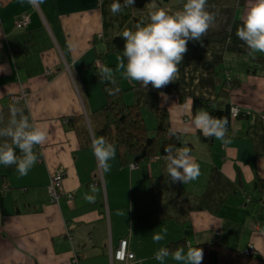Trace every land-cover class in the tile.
Returning a JSON list of instances; mask_svg holds the SVG:
<instances>
[{"label":"crops","instance_id":"0c3cea01","mask_svg":"<svg viewBox=\"0 0 264 264\" xmlns=\"http://www.w3.org/2000/svg\"><path fill=\"white\" fill-rule=\"evenodd\" d=\"M113 2L0 0V114L6 124L10 107H22L48 133L28 175L0 165V264H75L76 257L78 264H160L154 255L161 247L187 251L206 244L253 248L264 260V74L251 69L253 57L264 53L249 56L236 36L254 0H208L215 23L202 41L187 43L178 79L161 89L125 79L117 71L122 54L106 57L120 76L126 104L142 109L150 133L165 109L172 132L183 137L200 165L199 177L184 185L168 178L164 157L126 166L115 145L105 173L93 153V140L105 138L106 121L94 64L108 53L110 39L149 23L155 10L152 0H134L113 15ZM185 2L154 0L169 14ZM23 14L30 24L16 29ZM223 81L229 94L221 101L242 115L226 142L203 140L191 125L193 100L215 101ZM22 91L27 96L12 103ZM58 170L65 172V196L54 204L48 185ZM71 193L72 202L66 198ZM165 230V239L155 243L153 235ZM123 240L134 255L125 263L113 255ZM166 264L178 262L168 257Z\"/></svg>","mask_w":264,"mask_h":264},{"label":"clouds","instance_id":"9594fccd","mask_svg":"<svg viewBox=\"0 0 264 264\" xmlns=\"http://www.w3.org/2000/svg\"><path fill=\"white\" fill-rule=\"evenodd\" d=\"M42 2L43 0H28L31 5ZM133 3L134 0H124V4L114 0L110 11L116 15ZM151 6L155 10L149 13V23H138L135 25V31L125 29L122 32L121 37L125 44L117 71L123 70L125 79L139 82L144 88L151 84L153 88L161 89L178 79V65L187 52V43L203 40L215 23L216 13L207 10L208 0H186L182 9L174 14L156 8L154 0ZM236 36L246 45L249 56L264 53V0H254L242 20V25L237 28ZM112 75L110 68H104L101 72L102 79L110 80ZM191 125L206 138L213 137L225 141L227 118H217L200 109L192 117ZM189 130L191 129H185ZM47 137V131L42 126L31 123L22 107L11 106L6 124L4 116L0 114V165L15 166L21 177L28 175L38 160L35 149L43 145ZM92 150L99 167L105 173L109 172L110 161L116 157L115 145L99 137L93 140ZM164 152L167 176L173 183L181 182L184 185L199 177L200 165L194 161L188 148H174L170 145ZM85 199L92 201L94 197L86 195ZM165 235L166 230L154 234L153 241L159 243L165 239ZM168 257L178 264H202L203 250L189 248L185 251L180 247L169 251L167 247H161L154 255V259L160 264H166Z\"/></svg>","mask_w":264,"mask_h":264},{"label":"trees","instance_id":"16d2710c","mask_svg":"<svg viewBox=\"0 0 264 264\" xmlns=\"http://www.w3.org/2000/svg\"><path fill=\"white\" fill-rule=\"evenodd\" d=\"M124 44L125 41L121 36L110 39L108 53L99 57L102 66L98 67L97 63L95 65V75L106 97V104L103 109L106 121L102 133L109 143L116 145L121 163L127 166L144 159L165 157L164 150L166 147L171 145L174 148H184V140L180 134L172 132L168 113L165 109L158 111L157 125L151 134L145 124L142 109L137 105L126 104L124 100L126 91L121 86L120 76L114 66L106 64L108 54H122ZM253 58L252 73L263 75L264 57ZM104 68L112 69V79L101 78V72ZM228 94L229 90L223 81L215 101L194 98L193 114L200 109H206L214 117L227 118V132H229L239 121L242 113L240 112L236 118H232V108L235 106L228 101H221V99L225 100L224 98ZM203 140H207V138L203 137ZM173 248H178V246L169 247V251ZM198 248L203 250L202 264H264V260L258 254L249 252L251 248L241 252L218 244H206Z\"/></svg>","mask_w":264,"mask_h":264},{"label":"built area","instance_id":"2783aa9c","mask_svg":"<svg viewBox=\"0 0 264 264\" xmlns=\"http://www.w3.org/2000/svg\"><path fill=\"white\" fill-rule=\"evenodd\" d=\"M121 3L124 4V0H122ZM29 24H30V17L26 14H23L22 16H20L17 19L15 26H16V29L23 30V29L27 28L29 26ZM97 66L101 67L102 64L100 62H98ZM46 74L48 76L52 75V73L50 71H48ZM26 96H27V94H25L24 91H22L21 95L14 96V97L17 99V101H20V100H23V98H25ZM240 112H241V110L239 107H236V106L233 107L232 108V118H236L240 114ZM64 177H65V172L58 170L50 178V182H49V186H48V193H49L51 202L54 204H59L61 196L62 197L65 196L63 193V179H64ZM66 198L68 201L72 202L74 200L75 196H74V194L71 193V194H68L66 196ZM263 200H264V195H263ZM249 252L253 253V254H258L257 251H255L253 248H251L249 250ZM114 257H115V260L117 262H122V263H125L128 260H132L134 258V255L129 253L127 250V240H123L120 243V246H119L118 250L116 251V255ZM75 264H78V257H76V259H75Z\"/></svg>","mask_w":264,"mask_h":264},{"label":"bare ground","instance_id":"6f19581e","mask_svg":"<svg viewBox=\"0 0 264 264\" xmlns=\"http://www.w3.org/2000/svg\"><path fill=\"white\" fill-rule=\"evenodd\" d=\"M96 63H97V61L95 62L94 65H96ZM11 102H12V103H17L18 101H17V99H16L15 97H14V98L11 97ZM48 186H49V185H48ZM62 198H63V197L61 196L60 200H61ZM117 250H118V249H117ZM117 250H116V251H117ZM116 251H115V253L113 254L114 256L116 255Z\"/></svg>","mask_w":264,"mask_h":264},{"label":"water","instance_id":"95a60500","mask_svg":"<svg viewBox=\"0 0 264 264\" xmlns=\"http://www.w3.org/2000/svg\"><path fill=\"white\" fill-rule=\"evenodd\" d=\"M163 1L164 3H169L171 0H161Z\"/></svg>","mask_w":264,"mask_h":264}]
</instances>
